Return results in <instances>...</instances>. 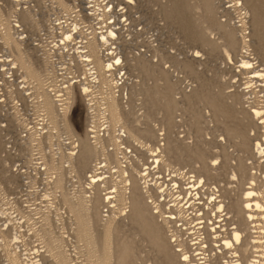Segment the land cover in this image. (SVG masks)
Listing matches in <instances>:
<instances>
[{
	"label": "rangeland",
	"instance_id": "obj_1",
	"mask_svg": "<svg viewBox=\"0 0 264 264\" xmlns=\"http://www.w3.org/2000/svg\"><path fill=\"white\" fill-rule=\"evenodd\" d=\"M108 2L112 13L103 19L88 13L86 0H0V245L18 251L21 264H180L162 218L154 216L167 253L154 244L151 223L133 220L121 174L144 172L158 146L162 166L220 186L235 221L231 204H244L252 172L264 205V157L245 152L226 130L244 131L246 113L264 109V79L240 67L252 61L264 69V0ZM94 39L106 64L121 61L111 78L91 66ZM56 92L65 101L54 122L43 100ZM258 122L247 125L252 144L263 134ZM85 138L93 150L86 167ZM90 176L101 186L90 190ZM97 198H113L111 207ZM238 227L243 247L251 227ZM2 250L0 264H12Z\"/></svg>",
	"mask_w": 264,
	"mask_h": 264
},
{
	"label": "built area",
	"instance_id": "obj_2",
	"mask_svg": "<svg viewBox=\"0 0 264 264\" xmlns=\"http://www.w3.org/2000/svg\"><path fill=\"white\" fill-rule=\"evenodd\" d=\"M86 2V10L92 16L105 19L112 13L108 0ZM152 162L145 167L143 175L147 174L153 198L159 203V216L163 221L168 220V235L182 264H264V209L252 210L256 216L250 224L251 254L246 262L240 243L235 242L230 247L226 244L239 227L223 208L225 200L221 188L188 171ZM254 186L249 184L248 189L256 190ZM252 199L261 198L255 195Z\"/></svg>",
	"mask_w": 264,
	"mask_h": 264
},
{
	"label": "bare ground",
	"instance_id": "obj_3",
	"mask_svg": "<svg viewBox=\"0 0 264 264\" xmlns=\"http://www.w3.org/2000/svg\"><path fill=\"white\" fill-rule=\"evenodd\" d=\"M254 15H255V12H254ZM111 35H112V33H111ZM104 38L106 39V38H109V37L104 36ZM244 38H245L246 42L250 41V40H247L248 38H246V37H244ZM93 41H94L95 44L92 45V42H91L88 45V48H87V50L89 52L88 54H90V57L92 58V60H90V61L93 62V65L91 63L90 64H91V66H93V69L95 68L97 74L100 77H104L105 76L106 79L111 78L115 74L114 72L117 69L115 67H117L121 63V61H119V60L116 61V58H114V59L110 58L111 59L110 60L111 61L110 64H106L104 55L102 54V50L103 49L101 50L97 39H94ZM209 43H211V42H209ZM196 53L198 54V52H196ZM111 55H113V54H111ZM106 56H110V54H107ZM230 61H232V59H230ZM112 62H115V64H113ZM253 64L254 63L252 61L243 62L242 66H240V67L242 69L246 70V71L254 70V71H251V72L255 73L258 78L264 79V69L263 70H257V69L254 68L255 65H253ZM85 66H86V64H85ZM85 66L83 65L84 68H85ZM14 69H18V63H15ZM84 70H87V68H85ZM84 73H87V72L84 71ZM108 73H110L111 76L107 77ZM105 77H104V79H105ZM111 82L113 83L112 85H116L117 86L118 82L116 83L114 79H112L110 81V83ZM72 86H73V84H72ZM82 93H83V95L85 97L86 96L87 97L90 96L91 95L90 88H84ZM56 94H58L57 96H55L57 98L56 100L55 99L53 100V98L50 97L51 95L50 96L45 95V96H47V98L44 96L45 97L44 98L45 101L43 100V104H46L48 111L51 112L54 122H56L58 120V117H59L58 113H57V105H59L61 102L65 101L63 99L64 95L60 94V92H56ZM111 99H112L111 102H112V107H113L111 109V111H112V119H113V127H114V130H116L117 124L119 123L117 121V117H116V114L118 113L117 111H118V108H119L118 106L119 105H118L117 100L115 98H111ZM210 104L213 106V108L215 109V111L218 114V116H220V117L221 116H225L224 110H222L219 106H217V103H215L214 101H210ZM60 105H62V104H60ZM61 110H63V108L60 109V111ZM246 116L247 117H245L243 119V122L245 124L244 131H240V130H238L237 127H234L233 125L230 126L228 124H226V130H227V132H229V134L233 138H241V143L239 144L241 149H243L245 152H248V153H251V154L253 153V157L258 156L260 158L261 157L263 158L264 157V130H263V134L262 135H260V134L256 135L259 138H257V137H256V139L254 138L255 141H254V144H252L251 141H250V135H249V133L247 131V125L248 126L254 125L253 122H254L255 119L257 120V122H258V119L259 120L262 119L260 121V123L258 122L257 125H259V124L263 125L264 124V109L263 108H253V109L250 110V113H246ZM239 122L242 123V118H241V120ZM122 131L126 132V130H123V129H122ZM92 153H93V150H92L91 143H90L89 139L85 138L84 140L81 141V150H80V157H79V163L81 164V166L86 167V166L89 165V163L91 161ZM160 153H162V152H161V148L159 146H158L156 151L152 152V154H153L152 158H153L154 162L157 163L158 166L160 164L164 163V158L159 155ZM71 155H74V154H71ZM153 160L151 159L150 161H153ZM251 163L252 162H248L247 163L248 166L251 165ZM217 164H218L217 161H212L211 165L215 166ZM45 166H46L45 169L47 171H49V168H48L46 163H45ZM240 170H241V172H243L242 174H243V176L245 178V175H246L245 173L246 172H245V167L243 165L240 166ZM134 172H136V176H132V177L130 176V174H129V176L128 175L126 176L127 172L125 170H122V173H121L122 174V178L124 179V182H125V190L129 191V193L125 192L126 193L125 195H127V196H128V194L131 195V200H132V214H131V216H132L133 220L138 222V223H140V222L141 223H151V225H152V227L154 229V233H155L154 236H153L154 244L158 245V247H159L161 252H164V253L165 252L167 253V251L170 252L169 251V246L167 244V240H166V238H165V236H164V234L162 232V228L155 221V217L154 216H156L158 219H161V216L159 217L160 207H159V204L156 202V200H154V198L152 196V190H150L151 187H149L150 183H149V181H147V178H146L147 174L143 175V172L138 171L136 168H135ZM189 173L194 175L193 172H189ZM206 173L209 174V171H207ZM251 174H252V178L253 179H251L250 185L254 186L255 183H256L254 175L257 174V173H253L252 172ZM195 177H197V176L195 175ZM197 178L198 179H202L204 181V178H200V177H197ZM90 180H91V182L89 184L90 187H91L90 190L97 189V187L101 186V185L97 184L98 180H95L94 176H90ZM143 180H144V182H143ZM214 186H217V185H214ZM217 187L220 188V186H217ZM130 189H132V191H130ZM251 189L252 190L248 189L249 191H247L244 194V195H246V197L244 198L245 202H244L243 205L241 203L237 202V201H233L232 204H231V210H232V212L235 213L236 221L234 220L233 217H232V219L240 227L246 226V222L249 223V227H250V224L252 223L253 219L256 216L255 214L252 213V210L262 211L264 209V206H263L262 201L260 199H257V200L252 199L255 195H257L259 198L262 197V195H261L262 192L255 193L256 191L253 188H251ZM144 192L147 193L148 196H150V198H151V200L153 202V205H151L153 208L151 206H149L152 209V214H151V212H149V210L147 211V205L144 202V197H143V194H142ZM221 193H222V191H221ZM116 194H118V192L115 193L114 198L116 197ZM112 199L113 198H109L107 200H105V199L103 200V199L97 198L96 205H98L99 203H102L103 208L104 207L109 208V207H111L110 205L112 203L111 202ZM226 203H227L226 201H223V204H224L223 208H225V210H227L228 214L231 215L229 213L227 207H226ZM254 207H255V209H254ZM96 208H97V206H96ZM167 221L168 220H165V221H163V223L165 224V226L167 228L166 229L167 237H168L169 243H170V245H171V247L173 249V245L171 243V238L168 235L169 234V230H168L169 223ZM4 229L6 230L7 228H4ZM3 235L5 236L6 234L3 233ZM5 237L8 238V236H5ZM243 240H244V235H243V232L241 231V229L239 228V230H236L234 232V234L231 235V237L227 240L226 244H227L228 247H230V246H232L233 243L238 242V243H240V252H242V251L249 252L250 251L249 250V246H250L249 239H248V242L246 243V246L242 247ZM1 244H3V243H1ZM9 245L10 244H7V243H5L3 245H0V253H1V251H3L2 249L5 250L7 247H9ZM36 252H38V251L36 250ZM33 253H31V254H33ZM175 254L178 256L179 263L182 264L181 260H180V256L178 255V253H175ZM4 255H7L8 262H10L12 264H21V261H20V257L21 256H20V253L18 251H15L14 249H10V251L7 252L5 250ZM169 257H170L169 260L171 261V259H172L171 254L169 255ZM23 258H25V257H23ZM22 261H23V259H22ZM27 261H28V259H27ZM245 261L247 262L248 260L245 259Z\"/></svg>",
	"mask_w": 264,
	"mask_h": 264
}]
</instances>
